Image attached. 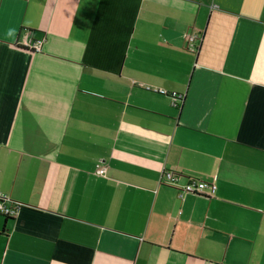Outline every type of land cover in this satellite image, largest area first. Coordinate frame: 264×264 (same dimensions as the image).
Masks as SVG:
<instances>
[{
	"label": "crops",
	"instance_id": "obj_1",
	"mask_svg": "<svg viewBox=\"0 0 264 264\" xmlns=\"http://www.w3.org/2000/svg\"><path fill=\"white\" fill-rule=\"evenodd\" d=\"M0 195V264H264V0H0Z\"/></svg>",
	"mask_w": 264,
	"mask_h": 264
},
{
	"label": "built area",
	"instance_id": "obj_2",
	"mask_svg": "<svg viewBox=\"0 0 264 264\" xmlns=\"http://www.w3.org/2000/svg\"><path fill=\"white\" fill-rule=\"evenodd\" d=\"M199 37L190 32L185 36V48L191 52H197ZM31 49L35 51H40L42 47L41 41L33 42L30 45ZM160 94L168 95L171 98V104L173 106H180L183 101L184 95L178 94L176 92H167L166 90L160 89L155 90ZM106 168L101 164L97 166L95 173L100 176L105 175ZM181 176L174 173L171 170H163L161 174V182L177 189L179 197L184 194L201 195L210 197L214 195L216 186L213 182H208L195 177H188L184 183L179 184ZM7 196L0 195V215L6 218L16 217L18 210L20 208L19 204H9Z\"/></svg>",
	"mask_w": 264,
	"mask_h": 264
}]
</instances>
